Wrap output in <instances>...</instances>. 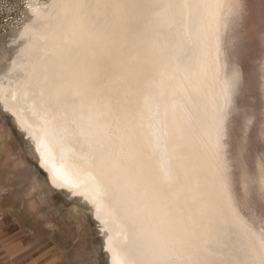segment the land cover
<instances>
[{
    "label": "snow or ice",
    "instance_id": "snow-or-ice-1",
    "mask_svg": "<svg viewBox=\"0 0 264 264\" xmlns=\"http://www.w3.org/2000/svg\"><path fill=\"white\" fill-rule=\"evenodd\" d=\"M228 11L227 0H222L206 33L207 54L198 82L162 79L153 85L151 100L143 109L135 103L134 89L141 90L136 78L113 68L109 58L96 64L86 83L73 86L71 98L48 96L34 86L33 77L21 82L16 73L10 82L12 100L31 121L26 128L36 140L41 158L49 162L53 151L58 152L60 168L71 177L65 184L89 194L102 230L109 233L107 249L115 257L114 264H128L115 240L127 242L132 228L141 227L143 221L152 222L169 236L167 245L156 253L162 261L264 264V227L254 228L234 205L227 179L224 141L230 93L222 35ZM40 14L33 10L32 18ZM29 22L6 42L9 47L18 45L16 52L23 46ZM37 55L45 53L37 50ZM15 59L11 64L16 72ZM53 106L54 112L50 111ZM65 112H74L85 122L79 153L63 143ZM99 122L121 130L122 144L135 145L134 151L125 152L128 166L117 167L113 175L123 181L126 193L119 207L108 203L105 182L92 169L89 128ZM185 156L196 165L194 177L181 178L174 168L175 161ZM52 168L60 170L55 162ZM197 212L202 217L200 227L189 223ZM208 219L213 222L210 229L204 224Z\"/></svg>",
    "mask_w": 264,
    "mask_h": 264
},
{
    "label": "clouds",
    "instance_id": "clouds-1",
    "mask_svg": "<svg viewBox=\"0 0 264 264\" xmlns=\"http://www.w3.org/2000/svg\"><path fill=\"white\" fill-rule=\"evenodd\" d=\"M222 0H46L43 11L33 17L23 36L15 65L21 82L34 78V86L50 97H72L75 85L87 82L92 69L103 58L112 67L136 78L141 88L135 93L136 105L143 109L151 100L154 84L178 78L195 85L202 72L206 54V33L220 10ZM42 50L45 55H37ZM46 77V79H44ZM171 91V90H170ZM50 111H56L51 107ZM63 143L80 151L84 120L74 112L63 113ZM121 130L103 122L89 128V146L94 152L92 169L107 188L108 203L119 207L126 193L123 181L113 179L117 169L127 167L125 152L135 145L122 144ZM84 170L87 166L77 158ZM179 177H194L195 163L187 156L177 159ZM197 212L189 218L201 226ZM134 227L125 242L115 240L116 248L128 264H188L183 259L162 261L157 250L167 245L169 236L152 222ZM212 227V220L204 222Z\"/></svg>",
    "mask_w": 264,
    "mask_h": 264
},
{
    "label": "bare ground",
    "instance_id": "bare-ground-1",
    "mask_svg": "<svg viewBox=\"0 0 264 264\" xmlns=\"http://www.w3.org/2000/svg\"><path fill=\"white\" fill-rule=\"evenodd\" d=\"M23 1L18 17L9 21L4 34H0V120L3 121L5 134L2 138L12 139L17 143L22 155L23 148L32 144L33 151L30 152L39 168L32 190L38 192V202L55 205L58 201L61 207H67L65 212H68L70 221L79 225L78 228L86 229L94 264H114L115 257L107 249L109 233L102 230L103 225L97 219L89 194L84 189L65 184V179L70 181L71 177L66 176L60 168L58 152L53 151L49 162L41 158L37 142L26 128V122L31 121L17 110L12 100L9 85L16 72L13 71L11 61L16 58L19 46L12 44L9 47L6 42H10L11 36L23 30L25 21L31 20L33 10L42 12L46 3V0ZM227 3L229 11L222 35V58L227 68L230 93L224 141L227 179L234 205L259 230L264 226V153L257 152L255 146L256 143L264 144V0H227ZM249 6V10L245 9ZM18 7L16 2L4 9L10 14ZM238 53L239 57L235 58L234 55ZM254 63L256 66L253 68ZM245 66L247 70L244 69ZM251 73L253 79L248 78ZM252 92L255 94L252 97L255 102L249 99ZM246 109L250 111L248 114L244 113ZM14 131L21 133L22 137L15 136ZM248 154L250 156L247 160L241 159V155ZM23 161L28 162L27 158ZM52 162L56 163L59 172L52 168Z\"/></svg>",
    "mask_w": 264,
    "mask_h": 264
},
{
    "label": "rangeland",
    "instance_id": "rangeland-1",
    "mask_svg": "<svg viewBox=\"0 0 264 264\" xmlns=\"http://www.w3.org/2000/svg\"><path fill=\"white\" fill-rule=\"evenodd\" d=\"M16 2L19 7L8 14L5 9ZM23 3L0 0V34ZM3 129L0 120V264H94L86 229L70 221L67 207L38 202V192L32 190L39 169L32 144L23 148V156L17 143L2 138Z\"/></svg>",
    "mask_w": 264,
    "mask_h": 264
},
{
    "label": "water",
    "instance_id": "water-1",
    "mask_svg": "<svg viewBox=\"0 0 264 264\" xmlns=\"http://www.w3.org/2000/svg\"><path fill=\"white\" fill-rule=\"evenodd\" d=\"M249 8H250V6H249L248 8L246 7L245 9H248V10H249ZM238 28L240 29V23H239V27H238ZM239 29H238V30H239ZM245 40H246V38H245ZM236 41H237V40H236ZM239 41H240V40L238 39L237 42L239 43ZM247 42H249V41H247ZM234 57H235V58H236V57L238 58V57H239V53L236 54V55H234ZM256 62H257V61H256ZM255 66H256V63H254L252 67L254 68ZM246 68H247V66L244 67L245 70H247ZM253 68H252L251 70H253ZM244 69H243V71H244ZM248 78L253 79V73H251V75H250ZM254 95H255V94L252 92V94L249 95V99H252V97L254 98ZM252 100H253V99H252ZM253 102H255V101L253 100ZM232 106L235 107V105H232ZM249 112H250V111H249L248 109H246V111H244V113H246V114H248ZM241 113H243V112H241ZM241 113H240V114H241ZM247 140H250V138H248ZM256 144H257V146H255V150H256L257 152H259V153H262V152L264 153V144H261V143H256ZM243 145H244V143H243ZM249 156H250L249 154H248V155H241V159L247 160ZM250 172H251V170L248 171V173H250ZM263 227H264V226H263Z\"/></svg>",
    "mask_w": 264,
    "mask_h": 264
},
{
    "label": "crops",
    "instance_id": "crops-1",
    "mask_svg": "<svg viewBox=\"0 0 264 264\" xmlns=\"http://www.w3.org/2000/svg\"><path fill=\"white\" fill-rule=\"evenodd\" d=\"M4 264H7V263H4Z\"/></svg>",
    "mask_w": 264,
    "mask_h": 264
}]
</instances>
